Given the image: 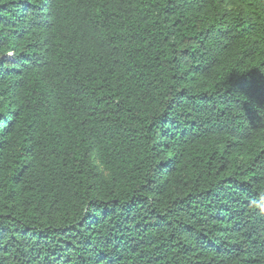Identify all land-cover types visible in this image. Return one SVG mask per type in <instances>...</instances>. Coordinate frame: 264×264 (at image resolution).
<instances>
[{
    "label": "trees",
    "instance_id": "obj_1",
    "mask_svg": "<svg viewBox=\"0 0 264 264\" xmlns=\"http://www.w3.org/2000/svg\"><path fill=\"white\" fill-rule=\"evenodd\" d=\"M264 0H0V264H264Z\"/></svg>",
    "mask_w": 264,
    "mask_h": 264
},
{
    "label": "snow or ice",
    "instance_id": "obj_2",
    "mask_svg": "<svg viewBox=\"0 0 264 264\" xmlns=\"http://www.w3.org/2000/svg\"><path fill=\"white\" fill-rule=\"evenodd\" d=\"M233 87L249 96V101L253 104L251 118L259 119V113L255 112L254 106L259 104L264 107V74H261L258 69L255 73L248 72L243 79H238L234 82ZM99 259H103V257ZM99 259L97 264H99Z\"/></svg>",
    "mask_w": 264,
    "mask_h": 264
}]
</instances>
